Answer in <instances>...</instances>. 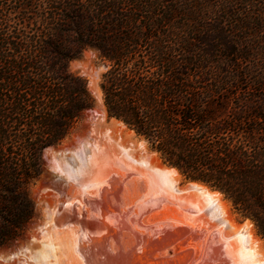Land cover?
Instances as JSON below:
<instances>
[{
  "label": "trees",
  "instance_id": "1",
  "mask_svg": "<svg viewBox=\"0 0 264 264\" xmlns=\"http://www.w3.org/2000/svg\"><path fill=\"white\" fill-rule=\"evenodd\" d=\"M88 49L107 115L264 239V0H0V247L35 217L45 152L94 106L70 71Z\"/></svg>",
  "mask_w": 264,
  "mask_h": 264
},
{
  "label": "rangeland",
  "instance_id": "2",
  "mask_svg": "<svg viewBox=\"0 0 264 264\" xmlns=\"http://www.w3.org/2000/svg\"><path fill=\"white\" fill-rule=\"evenodd\" d=\"M70 71L86 79L89 91L94 99V106L90 111H88L84 115L81 122L77 125V127L72 131V133L60 145L49 148L45 152L42 173L40 177L35 181V183L31 186V189H30V197L34 203V208H35V217L32 220V222L29 224L28 229L22 238L16 241H13L6 246L0 247V264H47V263L48 264H56V263L64 264L65 262H66L65 264H73V260L71 259V252H66L67 249L65 247H62L63 246L62 244H64L62 242L63 241L62 238L65 237L64 240L66 242L68 236L65 235V233L68 234V231L70 229L68 227L63 228V226L62 228L57 227L58 225L57 224L55 225V223H57L58 221L53 218L54 208L56 210V208L60 205L59 202L63 201L61 199L62 198L64 199L67 196L70 197L71 199H72V196H73V199L75 197L77 198L80 196L82 198L87 197V199L90 200L91 203H94L97 207H99L98 215H96V213L95 215L94 213L92 215L94 218L98 220V223L97 225L93 226V228L90 230V235H89L90 237H94L96 239L99 238L98 240H101V238L103 237L105 238L108 236L107 238L111 237L115 239L116 242H118V240L120 239L119 238L117 239L116 236L119 237L120 233L116 234L115 232L117 231L121 232L120 230H122L121 232L122 235L120 238L123 239L124 237V240L127 243L125 247L126 251L127 252L129 251L132 257L129 256L130 254L127 253L128 256L126 254L125 257L127 256L128 258L126 257L124 262L121 264H125V263L133 264L134 262H135L134 264H229L232 262V260L237 261L235 259V257H237V253H235V242H234L236 237L235 236H230V238L229 236L225 237V235L221 231L222 228L218 227L217 224H214V222L211 220L209 216L203 215V212H201L202 206H201L200 199L198 201V199L195 197L192 198V196H189V195L186 196L187 194H185L184 192H175L176 194L175 196H173L174 192H172L171 189L167 188L168 180H166L161 174L159 173L157 174L156 172H154V170L150 167V164H152L153 162L155 163L159 162L160 165L162 166H167V167H170V166H168L167 164L163 162V160L161 159L158 153L151 150V148L149 147L148 143L145 140L137 137L135 133L132 134L130 132L131 130H129L128 128H127L128 130L125 129L124 127H122L116 122L117 121L116 119L110 118L107 115L104 104H103L102 91H101V97L98 91V90H101L100 82H101L102 74L106 71V64L100 59L99 52L95 49L86 50L82 55H80L78 58L74 59L70 63ZM103 130L108 131L109 133H113L116 136H119L122 141L126 142V144L129 146V148L132 151V152L131 151L129 152V158L128 156L123 157L120 155L119 156L111 155L110 157V154L112 153L105 152L104 150L105 146L103 148V145L100 144L101 141L99 140L98 144L96 142L95 145L93 146L92 153L90 152L87 153L88 155L87 156L88 159L86 158L87 160H85L84 157L83 159H81L80 163L78 161L72 160L71 164L69 165V168L64 169V171H62L58 167V164L56 163L57 155L55 154V152H58L64 148L77 149L80 147L81 140L83 138L85 137H89L90 139L97 138L99 136L98 133L104 132ZM114 131L115 132L117 131V134ZM130 153H132L133 156H135L134 154H136L135 157H138V159L142 158L140 160L141 163L137 162L134 159V157L131 156ZM89 154H91L92 156L90 157ZM98 156H100V158ZM100 159H102V161ZM88 160L90 162H88ZM115 162H117V164H119L120 162L119 166ZM136 162L138 165L134 164ZM107 165H108V168H107ZM78 166L80 167L78 168ZM131 170L132 171L134 170L135 172L134 171L132 172ZM82 171L85 174H83ZM126 171L130 174H128ZM89 172L91 173L89 174ZM133 179L136 182H134ZM190 182L191 181L184 179V177L181 175L178 179V186L180 185L179 186L180 188H184ZM163 183L165 185H163ZM129 184H131L130 186L132 187H130ZM157 184L159 185L157 186ZM136 185L138 186V188ZM133 186L135 189H137L136 190L137 192L135 191ZM156 189L158 191L159 190L161 191L160 194L158 193ZM140 191L142 193H140ZM183 193L186 197L183 195ZM222 196L224 197V195ZM148 197H149V202H148ZM151 197H152V200H151ZM130 199L132 201V204H134L135 206L131 205ZM192 199H194L195 201L193 202ZM159 200H161L162 202ZM226 201L229 203L230 214L232 218H235L234 219L235 221L237 220L236 223L238 224L241 223L239 225H243L246 221H250L249 219H244L239 214H237L236 211L233 209L231 203L228 200ZM155 202L157 203L160 202L159 204L156 203L157 206L158 205L160 206L161 203H164V205L165 204L166 205L164 206L163 204H161L164 207L160 210L159 208H161L162 206L160 207L158 206L159 208H155ZM172 202L174 204H178L177 207L176 205L175 207H173ZM181 208H183L182 211L180 210ZM141 210L143 211L141 212ZM144 210L146 211L148 210V211L145 212ZM149 210L151 213L149 212ZM189 210L190 212L191 211L192 212L190 213ZM198 211L200 212V214ZM147 213H150V214L145 215L147 217L145 218L143 214H147ZM188 214H191V215H188ZM129 216H131V218ZM178 217L180 219H178ZM123 218H126V219H123ZM120 219H122L121 223L119 222ZM145 219L148 221H146ZM206 219H208V221ZM123 220L125 223L123 222ZM125 220L126 221L129 220V221L126 222ZM138 220H140L139 224H138L139 222ZM49 222L50 224L48 225ZM130 222L133 225L129 224ZM122 223H124V225H122ZM117 224L120 226V228L123 226L122 227L123 229L122 228L118 229L119 226H117ZM126 224H128V226ZM106 225H109L110 228H106L108 227ZM113 225H114V228H113ZM134 225L136 228L133 227ZM101 226H104V227L106 226V227L104 229V227L102 228ZM253 227L255 229L256 236L259 238V241L261 240L260 241L261 249L255 252V254L251 255L248 261L246 259H243L244 263L241 261L242 259L238 261L239 264H246V263L247 264H253V263L257 264L258 262L257 260H259L258 264H260L262 261H263L262 264H264V239L258 234L254 224H253ZM71 228H74V225L71 226ZM124 228L125 229L130 228L131 230L129 229L130 231H128V229H126L127 230L126 231ZM109 229L110 230L114 229V230L110 231ZM134 229L136 233H134ZM62 231L64 232V234ZM60 232L65 236H62ZM112 234L115 235V238ZM129 236L131 237L130 242H129V239H130ZM221 238H224V239H221ZM127 239H128V242L130 243V247H129V243L127 242ZM138 239L140 241V244L138 243L139 241L137 243L135 242ZM133 241L136 244H134ZM230 243H232L233 246ZM133 245L136 247H134ZM118 246H120V244ZM229 246L230 247L232 246V248L230 249ZM55 247L57 248L55 249ZM61 248L63 249V251ZM136 250H138V252ZM134 254H136L137 256ZM11 255L15 256L12 261H5L2 259L4 257H9ZM60 257L64 259L62 260L63 262L61 261ZM56 258L57 259L60 258L61 263H59L58 261L59 259L56 260ZM65 258H66V261H65ZM255 258L256 260H254ZM49 261H51L52 263H49ZM55 261L56 263H54Z\"/></svg>",
  "mask_w": 264,
  "mask_h": 264
},
{
  "label": "bare ground",
  "instance_id": "3",
  "mask_svg": "<svg viewBox=\"0 0 264 264\" xmlns=\"http://www.w3.org/2000/svg\"><path fill=\"white\" fill-rule=\"evenodd\" d=\"M99 91V94H100V97H101V90H98ZM119 125H121L122 127H124L125 129H127V127L119 122V121H116ZM128 130V129H127ZM104 131V130H103ZM97 132V131H96ZM95 132V134H96ZM99 132V131H98ZM115 132V131H114ZM119 132V131H118ZM132 134H134V132L130 131ZM117 134V131L115 132ZM99 136L97 138H92L90 139L89 137H85L81 140V144H80V147L77 148V149H68V148H64L58 152H55V154L57 155L56 157V163L58 164V167L64 171V169H68L69 168V165L71 164V161L72 160H75V161H78L80 163L81 159H84L87 160V153L90 152L92 153V148L93 146L95 145V143L97 142L98 144V141L100 140L101 141V145H103V148L105 146V152H108V153H112L110 154V157L111 155L114 156V155H120V156H125L129 158V152L131 151V149L129 148V146L126 144V142L122 141L120 139L119 136H116L115 134L113 133H109L108 131H104V132H100L98 133ZM94 135V134H93ZM121 135V134H120ZM95 136V135H94ZM91 137V136H90ZM96 137V136H95ZM122 137V136H121ZM124 139V138H123ZM102 148V149H103ZM90 150V151H89ZM132 152V151H131ZM102 153V152H101ZM103 154V153H102ZM132 157H134V159L141 163V159H138V157H135L136 154H134L135 156L132 155V153H130ZM89 156L91 157L92 155L89 154ZM95 156V155H94ZM101 156V155H100ZM100 156H98L100 158ZM105 157V156H104ZM87 158V159H86ZM108 158V157H107ZM113 158V157H112ZM122 158V157H121ZM98 159V158H97ZM109 159V158H108ZM102 161V159H100ZM104 160V158H103ZM87 162V161H86ZM88 162H90L88 160ZM134 163L135 165L137 164ZM76 163V162H75ZM82 163V162H81ZM117 164V162H115ZM144 163V162H143ZM152 163V161H151ZM73 164V163H72ZM120 164V162H119ZM119 164H117L119 166ZM123 164V162H122ZM127 164V163H126ZM74 165V164H73ZM111 165V164H110ZM138 165V164H137ZM141 165V164H140ZM106 166V165H105ZM125 166V164H124ZM80 166H78L79 168ZM121 167V166H120ZM141 167V166H140ZM150 167L154 170V172H156L157 174H161L166 180H168V184H167V188L171 189L172 192H174V195L175 196V192H184L185 194H187L186 196H192V198H197L198 201L200 199L201 201V206H202V211L203 212V215L204 216H209L211 218V220L214 222V224H217L218 227L222 228V233L225 235V237H228L230 238V236H235V253H237V257H235V260H232L231 263H228L229 264H239L238 261H241L244 263L243 259H246L248 261V259L250 258L251 255L255 254V252L259 251L261 249V243L259 241V238L256 236L255 234V229L253 227V224L250 222V221H246L243 225H239L241 223H236L237 220L235 221L234 219L235 218H232L231 214H230V208H229V203L224 199V197L222 196L221 193L217 192V191H212L211 189H209L207 186L201 184V183H194V182H190L187 186H185L184 188H180L178 186V179L179 177L181 176L180 173L174 169V168H171V167H167V166H162L160 165L159 162H153L152 164H150ZM74 168V167H73ZM77 168V167H76ZM107 168H108V165H107ZM124 168V167H123ZM118 169V168H117ZM57 170V169H56ZM68 171V170H67ZM87 171V170H86ZM85 171V172H86ZM132 171V170H131ZM130 171V172H131ZM134 171V170H133ZM132 171V172H133ZM81 172V171H80ZM127 172V171H126ZM135 172V171H134ZM83 173V171H82ZM91 172H89L90 174ZM128 173V172H127ZM152 173V172H151ZM67 174V173H66ZM85 174V173H83ZM88 174V173H87ZM95 174V173H94ZM130 174V173H128ZM127 174V175H128ZM155 174V173H154ZM115 175V174H114ZM150 175V174H149ZM67 176V175H66ZM69 176V175H68ZM103 176V175H102ZM105 176V175H104ZM129 176V175H128ZM83 177V176H82ZM152 177V176H151ZM160 178V177H159ZM100 179V177H99ZM157 179V178H156ZM132 180V179H131ZM153 180V179H152ZM87 181V180H86ZM112 181V180H111ZM115 181V180H114ZM134 181V179H133ZM154 181V180H153ZM160 181V180H159ZM158 181V182H159ZM109 182V181H108ZM118 182V181H117ZM136 182V181H134ZM133 182V183H134ZM157 182V181H156ZM163 182V181H162ZM161 182V183H162ZM123 183V182H122ZM111 184V183H110ZM132 184V183H131ZM129 184V186L131 185ZM180 184V183H179ZM124 185V184H123ZM159 184H157L158 186ZM163 185H165L163 183ZM76 186V185H75ZM120 186V184H119ZM137 186V185H136ZM155 186V185H154ZM122 187V185H121ZM132 187V186H130ZM129 187V188H130ZM156 187V186H155ZM154 187V189H155ZM160 187V186H159ZM79 188V187H78ZM110 188V187H109ZM134 188V186H133ZM138 188V186H137ZM162 188V186H161ZM83 189V188H82ZM104 189V188H103ZM135 189V188H134ZM165 189V188H163ZM137 189H135L136 191ZM153 190V189H152ZM157 190V189H156ZM154 190V191H156ZM124 191V190H123ZM122 191V192H123ZM158 191V190H157ZM167 191V190H166ZM137 192V191H136ZM160 190L158 191V193L160 194ZM70 193V192H69ZM97 193V192H96ZM115 193V192H114ZM135 193V192H134ZM133 193V194H134ZM140 193H142L140 191ZM148 193V192H147ZM150 193V192H149ZM183 193V195H184ZM88 194V193H87ZM103 194V193H102ZM101 194V195H102ZM152 194V193H151ZM81 195V194H80ZM84 195V194H83ZM90 195V194H89ZM139 195V194H138ZM137 195V196H138ZM156 195V193H155ZM181 195V194H180ZM57 196V195H56ZM67 196V195H66ZM75 196V195H74ZM107 196V195H106ZM124 196V195H123ZM136 196V195H135ZM143 196V195H142ZM167 196V194H166ZM170 196V195H169ZM168 196V197H169ZM172 196V197H173ZM185 196V195H184ZM183 196V198H184ZM185 196V197H186ZM134 197V196H133ZM141 197V196H139ZM154 197V196H153ZM159 197V196H158ZM178 197V196H177ZM180 197V196H179ZM121 198V197H120ZM119 198V199H120ZM128 198V197H127ZM138 198V197H136ZM188 198V197H187ZM156 199V198H155ZM176 199V197H175ZM174 199V200H175ZM186 199V198H185ZM61 200L63 201H60V205L56 208H54V216L53 218L56 219L58 222L55 223V225L57 224L58 226L57 227H61L63 226V228L65 227H68L70 230L68 231V234L65 233V235H67V240L65 242V237H63V241L61 239V241L64 243L62 244L63 246L62 247H65L67 249L66 252H71V259L73 260V264H121L124 262L125 258L128 256L129 251L127 252L126 251V241L124 240V237L125 235H123V239L120 238L121 237V232L122 230H120L121 232H115L116 234L117 233H120V236H116L117 239L119 238L120 240H118V242L115 241V239L113 238H107V237H103L101 238V240H98L94 237H90V230L93 228V226L97 225L98 223V220L96 218H94L92 215L94 213H96V215H98V208L94 203H91L90 200L86 198H82L81 196L80 197H75L73 199V196H72V199L70 197H65L64 199L62 198ZM147 200V199H146ZM145 200V201H146ZM151 200H152V197H151ZM150 200V201H151ZM193 202L195 201L194 199H192ZM210 200L211 202L215 205V209H217L216 211H213V210H210V207H209V203H210ZM127 201V200H126ZM131 201V199H130ZM161 201V200H159ZM124 202V201H123ZM148 202H149V197H148ZM147 202V203H148ZM162 202V201H161ZM169 202V201H168ZM167 202V203H168ZM125 203V202H124ZM142 203V202H141ZM157 202H155V208H159L160 206H162L161 208H159L160 210L166 205H164V203H161L163 205L160 204V206L158 207L156 205ZM160 203V202H159ZM157 203V204H159ZM173 203V202H172ZM58 204V203H57ZM107 204V203H106ZM123 204V203H122ZM126 204V203H125ZM170 204V203H169ZM196 204V203H195ZM198 204V202H197ZM196 204V205H197ZM99 205V204H98ZM119 205V204H118ZM131 205L135 206L134 204H132V201H131ZM154 205V203H153ZM152 205V206H153ZM168 205V204H167ZM177 207L178 204H174L173 203V207ZM189 205V204H188ZM187 205V206H188ZM125 206V205H123ZM148 206V204H147ZM150 206V205H149ZM157 206V207H156ZM192 206V205H190ZM122 207V206H121ZM197 207V206H196ZM195 207V208H196ZM113 208V207H112ZM120 208V207H119ZM123 208V207H122ZM121 208V209H122ZM131 208V207H129ZM128 208V209H129ZM149 208V207H148ZM152 208V207H151ZM154 208V210H155ZM180 208V207H179ZM193 208V207H192ZM114 209V208H113ZM125 209V208H124ZM144 209V208H142ZM158 209V210H159ZM169 209V208H168ZM191 209V208H189ZM127 210V209H126ZM131 210V209H130ZM151 210V209H150ZM149 210V212H150ZM157 210V211H158ZM165 210V209H164ZM171 210V208H170ZM181 211L183 210V208L180 209ZM138 211V210H136ZM143 210H141L142 212ZM145 212H147L146 210H144ZM187 211V210H186ZM160 212V211H159ZM158 212V213H159ZM165 212V211H164ZM170 212V211H169ZM173 212V211H172ZM190 212V210H189ZM192 212V211H191ZM190 212V213H191ZM199 212V211H198ZM124 213V211H123ZM127 213V211H126ZM125 213V214H126ZM134 213V212H133ZM132 213V214H133ZM151 213V212H150ZM150 213H147V214H143V216L145 215H148ZM153 213V212H152ZM176 213V212H175ZM182 213V212H181ZM105 214V213H104ZM155 214V212H154ZM160 214V213H159ZM200 214V212H199ZM198 214V215H199ZM103 215V214H102ZM134 215V214H133ZM136 215V213H135ZM152 215V214H151ZM163 215V214H162ZM182 215V214H181ZM188 215H191V214H188ZM196 215V213H195ZM52 216V215H51ZM138 216V215H137ZM158 216V215H157ZM164 216V215H163ZM183 216V215H182ZM193 216V215H192ZM106 217V216H105ZM131 218V216H129ZM140 217V215H139ZM138 217V218H139ZM150 217V216H149ZM155 217V215H154ZM159 217V216H158ZM157 217V218H158ZM120 218V217H119ZM136 218V217H135ZM134 218V219H135ZM145 218H147L145 216ZM171 218V217H170ZM174 218V217H172ZM51 219V218H50ZM123 219H126V218H123ZM137 219V218H136ZM135 219V220H136ZM140 219V218H139ZM177 219V218H176ZM178 219H180L178 217ZM195 219V218H194ZM198 219V218H196ZM103 220V219H102ZM101 220V221H102ZM133 220V219H132ZM144 220V219H143ZM146 220V219H145ZM191 220V219H190ZM208 221V219H206ZM107 221V220H105ZM104 221V222H105ZM126 221V220H125ZM129 221V220H128ZM126 221V222H128ZM138 224L140 223V220H138ZM148 221V220H146ZM171 221V220H170ZM169 221V222H170ZM174 221V220H172ZM56 222V221H55ZM119 222L121 223L122 222V219L119 220ZM124 222V220H123ZM136 222V221H135ZM179 222V221H178ZM183 222V221H182ZM74 223V224H73ZM110 223V222H109ZM125 223V222H124ZM124 223H122V225H124ZM181 223V222H180ZM208 223V222H207ZM211 223V221H210ZM50 224V222L48 223V225ZM129 224H132L131 222ZM136 224V223H134ZM74 225V228H71V226ZM128 226V224H126ZM125 225V226H126ZM133 225V224H132ZM173 225V224H172ZM190 225V224H189ZM216 225V226H217ZM53 226V225H52ZM70 226V227H69ZM108 226V227H106ZM105 227L106 228H110L109 225H106ZM117 226H119L117 224ZM124 226V227H125ZM126 226V227H127ZM140 226V225H139ZM171 226V225H170ZM174 226V225H173ZM102 228L104 226H101ZM104 227V229H105ZM123 227V226H122ZM121 227V228H122ZM135 227V225L133 226ZM138 227V226H137ZM169 227V226H168ZM113 228H114V225H113ZM116 228V227H115ZM120 226L118 229H121ZM132 228V227H131ZM136 228V227H135ZM215 228V227H214ZM60 229V228H59ZM123 229V228H122ZM125 229V228H124ZM128 229V228H126ZM125 229V230H126ZM130 229V228H129ZM128 229V231H130ZM133 229V228H132ZM148 229V228H147ZM169 229V228H168ZM167 229V230H168ZM216 229V228H215ZM53 230V229H52ZM51 230V231H52ZM68 230V229H66ZM107 230V229H106ZM110 230V229H109ZM114 230V229H112ZM110 230V231H112ZM209 230V229H208ZM55 231V230H54ZM99 231V230H98ZM101 231V230H100ZM108 231V230H107ZM106 231V232H107ZM127 231V230H126ZM133 231V230H132ZM131 231V232H132ZM138 231V230H137ZM164 231V230H163ZM174 231V230H173ZM220 231V232H221ZM63 232V231H62ZM109 232V231H108ZM114 232V231H113ZM204 232V231H203ZM212 232V231H211ZM45 233V232H43ZM61 233V232H60ZM105 233V232H104ZM111 233V232H110ZM126 233V232H125ZM124 233V234H125ZM134 233L135 232V229H134ZM141 233V232H140ZM166 233V232H165ZM181 233V232H180ZM187 233V232H186ZM56 234V233H55ZM64 234V232H63ZM61 233L62 236H65ZM108 234V233H107ZM133 234V233H132ZM221 234V233H220ZM57 235V234H56ZM113 235V234H112ZM119 235V234H118ZM127 235V234H126ZM131 235V234H130ZM106 236V234H105ZM114 238H115V235H113ZM168 236V235H166ZM201 236V235H200ZM174 237V236H173ZM221 237V236H220ZM224 237V238H225ZM245 237H247V239H245ZM57 238V237H56ZM128 238V237H127ZM129 242L131 240V237L129 236ZM135 238V237H134ZM132 238V239H134ZM142 238V237H141ZM171 238V237H170ZM224 238H221V239H224ZM48 239V238H47ZM54 239V238H53ZM94 239V240H92ZM219 239V240H221ZM232 239V238H231ZM59 240V239H58ZM147 240V239H146ZM139 241V239L137 241H135L136 243ZM48 242V241H47ZM127 242H128V239H127ZM128 242V243H129ZM159 242V241H158ZM187 242V241H186ZM209 242V241H208ZM220 242V241H219ZM52 243V241H51ZM60 243V241H59ZM58 243V244H59ZM134 243V241H133ZM134 243V244H136ZM140 244V241L138 242ZM228 243V242H227ZM57 244V243H56ZM120 244V246H118ZM132 244V243H131ZM179 244V243H178ZM232 245V243H230ZM51 245V244H50ZM197 245V244H196ZM213 245V244H212ZM49 246V245H48ZM61 246V244H60ZM124 246V247H123ZM134 246V245H133ZM233 246V245H232ZM232 246L230 247V249L232 248ZM58 247V246H57ZM55 247V249L57 248ZM128 247V246H127ZM129 247H130V243H129ZM136 247V246H134ZM166 247V246H165ZM195 247V246H194ZM48 248V247H47ZM50 248V247H49ZM125 248V249H124ZM138 248V247H137ZM223 248V247H222ZM62 249V248H61ZM133 249V247H132ZM164 249V248H163ZM162 249V250H163ZM51 250V249H50ZM63 251V249H62ZM138 252V250H136ZM220 251V250H219ZM57 253V252H56ZM65 253V252H64ZM128 253V254H127ZM158 253V252H157ZM174 253V252H173ZM51 254V253H50ZM127 254V256L125 257V255ZM232 254V252H231ZM260 254V253H259ZM64 255V254H63ZM136 255V254H134ZM173 255V254H172ZM66 256V255H65ZM131 256V254L129 255ZM137 256V255H136ZM164 256V255H163ZM167 256V255H166ZM178 256V255H177ZM219 256V255H218ZM235 256V255H234ZM259 256V255H258ZM14 255H11L9 257H4L2 258L3 260L5 261H12L14 259ZM62 257V255H61ZM60 257V258H61ZM68 257V256H67ZM132 257V256H131ZM223 257V256H221ZM60 258H56V260L60 262ZM128 258V257H127ZM157 258V257H156ZM218 258V257H216ZM227 258V257H226ZM254 258V257H253ZM70 259V258H68ZM154 259V258H153ZM221 259V258H220ZM64 260L61 258V261ZM132 260V259H131ZM227 260V259H226ZM253 260V259H252ZM256 260V258L254 259ZM262 260V258H261ZM45 261V260H44ZM65 261H66V258H65ZM202 261V260H201ZM251 261V259H250ZM257 264L259 263V260H257ZM63 262V261H62ZM72 262V261H71ZM217 262V261H216ZM263 262V261H262ZM262 262L260 264H262ZM45 263V262H44ZM49 263H52L51 261H49ZM56 263V261L54 262ZM66 263V262H65ZM64 263V264H65ZM69 263V261H68ZM135 263V262H134ZM133 263V264H134ZM48 264V263H47ZM58 264V263H56ZM63 264V263H62ZM126 264V263H125ZM247 264V263H246ZM254 264V263H253Z\"/></svg>",
  "mask_w": 264,
  "mask_h": 264
},
{
  "label": "snow or ice",
  "instance_id": "4",
  "mask_svg": "<svg viewBox=\"0 0 264 264\" xmlns=\"http://www.w3.org/2000/svg\"><path fill=\"white\" fill-rule=\"evenodd\" d=\"M209 207H210V210H213V211L217 210V209H215V205L211 202V200H210V203H209ZM245 239H247V237H245Z\"/></svg>",
  "mask_w": 264,
  "mask_h": 264
},
{
  "label": "water",
  "instance_id": "5",
  "mask_svg": "<svg viewBox=\"0 0 264 264\" xmlns=\"http://www.w3.org/2000/svg\"><path fill=\"white\" fill-rule=\"evenodd\" d=\"M121 122V121H120ZM121 123H123V122H121ZM173 168V167H172ZM174 169H176V168H174ZM177 170V169H176ZM178 171V170H177ZM179 172V171H178ZM180 173V172H179ZM191 182H194V183H200V182H195V181H191ZM201 184H203V185H205V186H207V187H209L208 185H206V184H204V183H201ZM210 188V187H209ZM211 190H214V189H212V188H210ZM214 191H217V190H214ZM217 192H219V191H217ZM219 193H221V192H219ZM222 194V193H221ZM223 195V194H222Z\"/></svg>",
  "mask_w": 264,
  "mask_h": 264
}]
</instances>
